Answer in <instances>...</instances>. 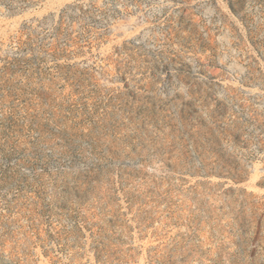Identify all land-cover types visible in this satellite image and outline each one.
I'll return each instance as SVG.
<instances>
[{
	"label": "rangeland",
	"instance_id": "obj_1",
	"mask_svg": "<svg viewBox=\"0 0 264 264\" xmlns=\"http://www.w3.org/2000/svg\"><path fill=\"white\" fill-rule=\"evenodd\" d=\"M0 264H264V0H0Z\"/></svg>",
	"mask_w": 264,
	"mask_h": 264
}]
</instances>
